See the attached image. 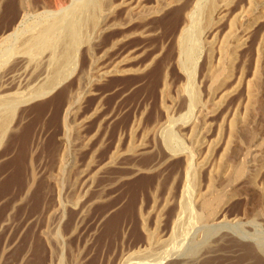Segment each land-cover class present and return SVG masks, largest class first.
Masks as SVG:
<instances>
[{
    "label": "rangeland",
    "instance_id": "374dc122",
    "mask_svg": "<svg viewBox=\"0 0 264 264\" xmlns=\"http://www.w3.org/2000/svg\"><path fill=\"white\" fill-rule=\"evenodd\" d=\"M123 1L115 0V4L121 6ZM128 1L133 5L139 2ZM156 1L143 0L141 5L150 9L148 7L152 8ZM183 1L170 0L173 4L170 8L156 16L148 15L144 21L138 19L139 13L135 12L136 15L129 18V8L125 5L117 7L109 25L113 26L114 22L119 25L102 35L96 54L98 58L107 54L100 62L102 65H114L128 57L127 72L98 79V82L92 78L90 82V77L84 78L82 74V68L89 65L86 50L82 48L81 67L68 82L41 100L17 110L5 145L0 149V264H34L32 255L37 243L46 249V264H73L75 258L80 257L83 264H184L183 260L185 264H195L194 258L200 259L197 264H264V253L259 252V240H256L264 243V203L258 192L237 194L240 197L229 205L227 219L219 224L216 237L208 238L207 232L217 227L186 225L187 231L165 260L164 255H157L161 250L154 251L151 247L147 250L145 246L147 231L157 236L171 234L175 199L182 191L177 174L184 163V148L192 149L197 135L228 136L231 124L236 122L239 127L247 124L239 131L242 139L249 142L256 136L255 140H264V16L258 19L263 5L250 11L247 24L238 26L242 33L245 30V35L239 33L242 40L238 41L233 71L227 78L226 97L220 99L217 95L210 102H215L213 105L204 106L208 104L213 84L206 53L198 62L193 81L202 103L190 101L187 75L179 66L178 40L185 20L184 9L187 2L195 0ZM70 3L71 0H0V32L15 29L24 15L27 16L25 23L32 24L46 10L56 12ZM241 3L248 7V0H236L235 6ZM232 15L215 31L219 38L217 49L230 31ZM173 16L179 17L177 24L168 22ZM125 35L130 37L124 41ZM120 39L121 43L111 48L113 42ZM214 62L213 69L219 71L220 61L217 58ZM80 77L84 80L82 83ZM255 82L252 97L251 84ZM77 90L79 98L65 122L67 98ZM61 98L64 100L58 103ZM42 104L46 109L38 115L36 110ZM201 107H205L207 122L201 124L200 121L202 126L193 134V121H180L186 113L192 117L199 115ZM21 135L26 136V142L18 145L17 137ZM65 138L68 139L67 149ZM169 139L179 149L176 155L167 147ZM64 149L65 159L60 162ZM20 155L23 163L16 165ZM16 170L20 184L11 186L8 191L5 188ZM263 171L259 169L257 183L260 186L264 185ZM229 187L233 194L235 188ZM56 213L63 220L60 227L63 240L58 246L53 245L54 254L50 255L44 234L54 227ZM114 219H118V230L109 233ZM200 242L205 248H201L199 258ZM138 247L143 251L140 256L125 261V256ZM25 254L28 255L22 262ZM158 256L163 259L157 260Z\"/></svg>",
    "mask_w": 264,
    "mask_h": 264
},
{
    "label": "bare ground",
    "instance_id": "6f19581e",
    "mask_svg": "<svg viewBox=\"0 0 264 264\" xmlns=\"http://www.w3.org/2000/svg\"><path fill=\"white\" fill-rule=\"evenodd\" d=\"M142 1L143 0H139V2L137 1L136 5H133L132 2L124 0L121 6L125 5L127 8H129V10L127 9L129 18L133 17V15H136L134 14L135 12L139 13L137 14L139 17L138 19L144 21V18H146L148 15L156 16V14L162 13L167 9V7L170 8V5H173L171 4L170 0H157L156 4L152 8L148 7L150 9H147V6L141 5ZM176 1L178 3L181 1L182 3L184 2L183 0ZM235 1L236 0H195L191 3H186L187 5L184 9L185 20L183 22L178 40V55L179 66L182 70H185L187 75V80L189 83L188 89L191 90L190 92L192 97L190 101L193 103H202L201 99L199 98L200 94L198 95L197 91L193 88V85H195L193 84L194 74H196L195 70L197 69L196 67L202 58V55L204 56L206 53L207 59L210 61H208V63H210L208 74L211 81L213 82L209 91L211 95H209L210 98L208 99V104H203L204 106H209L210 102L213 101L215 96L220 95V99L226 97L227 78L230 77L231 71H233L232 67L234 65L235 57L237 56L235 51H238L236 50L239 45L238 41L242 40L239 39L241 37L239 35L241 31H239L238 26H243L245 23H248V17L250 14H252L250 11L254 12L257 6L260 7L263 5L262 14L258 16V19L264 16V0H248V7L246 5H242L243 3L235 6ZM63 2L64 1H62V3ZM119 6V4H115V0H71V3L68 6H62V9L59 11H57L58 9L56 12H49L50 10H46L47 12L45 11L43 14L38 15L36 21L32 22V24H29L28 22L25 23L27 16L24 15L23 20H21L20 24L15 27V29L13 28V30L9 32H0V149H2V147L5 145L7 135L13 123L15 122L14 120L17 110L20 107L31 104L50 95L55 89L68 82L78 72V69H80L79 67H81L80 58L82 48H85L87 53L86 55L89 59V65H87L86 68H82V74L84 78L90 77V82L92 78L98 82V79L100 80L110 75L113 76L114 74L117 75L127 72L125 70V66H127L129 63V61H127L128 57L114 65H102L100 62L103 61L102 59L107 57V54H104L99 58L96 54L102 35L107 32V29L117 27V25H119V23L116 24V22H114L113 26L111 25V27L109 25L110 18L114 16V12H116L115 9L117 7L119 8ZM140 7L141 10H138ZM231 14L233 15L229 20L230 31L227 32L224 40L221 41V44L217 49L216 44L218 41L217 39L219 38H217L215 31L220 27L222 22L227 21L225 19H227V17ZM34 20L35 19H33V21ZM178 20H180L178 16H173L169 18L168 22L177 24ZM253 21L255 22L256 18H254ZM244 31L245 30H243V33L245 35ZM211 36L213 37L209 39ZM127 37H130V35H125L123 40L124 38L128 39ZM119 43H121V39L120 41L115 40L111 48L115 49ZM235 44L237 45L235 46ZM217 58L220 61L218 62L217 66L219 67V65H221L219 67V71L217 69H213V62L217 60ZM82 81L84 80H82V77H80V82L82 83ZM256 86V82L251 84L252 97ZM78 93V90L72 91L67 98L64 114L65 122H68L69 117L73 112L74 106L78 100L77 98H79ZM63 100L64 98L59 99L58 103ZM214 103L210 105H213ZM45 109L46 105L42 104L37 108L36 113L40 115ZM190 109L192 108L190 107ZM193 111L195 112V110ZM198 112V116H193L196 118H193L191 115L186 113L187 115L185 114L183 117L184 120L180 121L184 123L193 121L191 124V132L193 134L198 129H200L202 123L204 124L207 122V115L204 114L205 107H201V110H198ZM188 115L190 117H188ZM246 126V123H243L241 127H239V124L236 122L232 123L231 132L228 136L220 135L215 138H211L207 136V134L197 135V138L193 139V144H195V146H192V149L184 148V150H187H185L183 153L184 163L182 169L177 174V176L181 179L180 185L182 186V191L181 194L176 196L175 199L176 208L172 220L173 225L171 234L168 237L167 235L157 236L158 234L147 231L148 241L145 245L146 248L151 247L154 249V251L155 249H158L159 251L161 250V254L160 252H158L159 254H156L162 256L164 255L163 258L165 260L171 251L175 249L174 246L177 244L176 242H179L180 238L183 237L182 235H184L185 231H187L185 230L186 225L189 226L204 224L205 226L206 224L207 226L208 224V228H210L209 225H211L213 229L214 227L218 228L219 224L227 219L229 205L235 198H237L238 195H241V193L247 191L258 192L259 195L262 196V201L264 203V185L260 186L257 183L260 174L259 169H264V140L257 141L255 140L256 136H254V140L251 138L250 140L252 141L249 140V142L246 141V138L242 139V136L240 137L239 135V131L244 129V127L246 128ZM180 129L183 130V127ZM182 130L181 132H183ZM22 135L19 138L17 137L18 145L26 142V136L24 138ZM170 140L171 139L167 141V147L169 148V151L172 153V155H176L179 149L177 150L175 146H173V143L171 142L172 140ZM64 142L65 147L66 144L68 146V139L65 138ZM189 143L191 142L189 141ZM244 145H247L248 147L245 148ZM179 147H181V145ZM60 152L61 151H59V154ZM65 153L66 151L64 149L60 154V162H64ZM112 160L113 159H111V161ZM17 163H23V156L21 157L20 155L15 164L17 165ZM259 163L261 165H259V168H257ZM61 165H63V163L60 164V166ZM19 179L20 178L17 177L16 170L14 177L11 179L7 187L5 186V189L8 190L13 185L17 186V183L20 182ZM231 185H233L235 188L233 190V194H231L232 190L230 193L229 189V186ZM248 203L249 201H247L246 204ZM129 212L130 209L127 210V215ZM57 213L54 214V227H52L50 230H47L46 234H44L47 238V249L49 250L50 255L54 254L53 245L55 244L58 246L60 241L63 240H61L62 236H60V227L63 220L60 218V216L58 217L59 214L57 215ZM262 219H264V216H262ZM118 225V219H114L110 224L109 233H116L118 230ZM72 231L75 232L76 228H73ZM219 231L220 228L209 233L207 232V234H209L208 238L215 236V234H218ZM256 240H259V242L262 241H260V239ZM259 242L258 245H256L258 246L257 248L259 252L261 251L262 254L264 253V243ZM201 243L202 246H204L203 242H200L199 245L197 244L198 247L200 246L199 249L197 248L198 257L200 256V252L203 250L201 248H205L201 247ZM141 249V247H138V250L136 251H134V249L133 253L129 254L128 257L125 256V261H130L137 255L140 256V252H143ZM45 252L46 249L44 250L40 246V243H37L32 255L33 263L46 264V259L44 258ZM28 254L24 255L21 260L22 262H25V258ZM80 258H75L74 262L72 263L83 264L80 262ZM158 258L160 257L158 256L157 260ZM199 260L200 259L198 258H194L195 264H197ZM121 262H123V258L121 259ZM181 263L185 264L186 262L183 260Z\"/></svg>",
    "mask_w": 264,
    "mask_h": 264
}]
</instances>
